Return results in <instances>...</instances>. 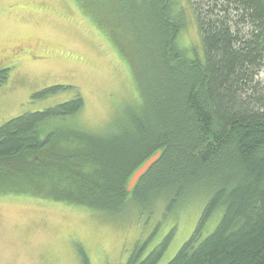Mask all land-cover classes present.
I'll return each instance as SVG.
<instances>
[{"label": "trees", "instance_id": "1", "mask_svg": "<svg viewBox=\"0 0 264 264\" xmlns=\"http://www.w3.org/2000/svg\"><path fill=\"white\" fill-rule=\"evenodd\" d=\"M75 1L127 60L141 104L104 134L68 123L51 127L81 111L78 91L69 101L0 125V194L116 216L135 197L157 200L150 196L156 188L174 184L170 207L211 188L198 227L167 264H264V0H186L203 58L179 41L186 11L177 0ZM9 71L0 68V87ZM158 152L128 191L134 172ZM220 208L217 227L200 240ZM163 251L141 259L138 247L126 264H157Z\"/></svg>", "mask_w": 264, "mask_h": 264}, {"label": "rangeland", "instance_id": "2", "mask_svg": "<svg viewBox=\"0 0 264 264\" xmlns=\"http://www.w3.org/2000/svg\"><path fill=\"white\" fill-rule=\"evenodd\" d=\"M184 5L180 43L203 58L195 16ZM185 16V18H184ZM0 68L9 78L0 87V125L73 99L84 106L66 120L93 133H109L141 104L131 68L74 0H0ZM66 87L44 98L34 94ZM51 128V129H52ZM211 188L170 207L174 184L153 198L135 197L121 215L81 204L27 194H0V264H126L136 248L141 259L164 246L157 264L171 261L198 227ZM218 209L202 227L200 240L217 227Z\"/></svg>", "mask_w": 264, "mask_h": 264}, {"label": "water", "instance_id": "3", "mask_svg": "<svg viewBox=\"0 0 264 264\" xmlns=\"http://www.w3.org/2000/svg\"><path fill=\"white\" fill-rule=\"evenodd\" d=\"M161 152L156 153L155 155L151 156L141 167H139L131 177L129 184H128V191H132V189L136 186L137 182L140 178L149 170V168L158 160L160 157Z\"/></svg>", "mask_w": 264, "mask_h": 264}, {"label": "crops", "instance_id": "4", "mask_svg": "<svg viewBox=\"0 0 264 264\" xmlns=\"http://www.w3.org/2000/svg\"><path fill=\"white\" fill-rule=\"evenodd\" d=\"M74 2H76L75 0H74ZM77 4V3H76ZM78 5V4H77Z\"/></svg>", "mask_w": 264, "mask_h": 264}]
</instances>
